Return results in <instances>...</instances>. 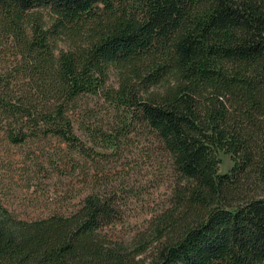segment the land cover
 <instances>
[{
  "label": "trees",
  "instance_id": "1",
  "mask_svg": "<svg viewBox=\"0 0 264 264\" xmlns=\"http://www.w3.org/2000/svg\"><path fill=\"white\" fill-rule=\"evenodd\" d=\"M0 53L12 141L77 140L72 111L102 91L176 174L147 262L99 230L119 215L95 192L68 214L0 205V264H264V0H0ZM109 67L115 88L103 87ZM219 150L232 160L223 173Z\"/></svg>",
  "mask_w": 264,
  "mask_h": 264
},
{
  "label": "rangeland",
  "instance_id": "2",
  "mask_svg": "<svg viewBox=\"0 0 264 264\" xmlns=\"http://www.w3.org/2000/svg\"><path fill=\"white\" fill-rule=\"evenodd\" d=\"M116 86V70L109 67L103 87ZM71 120L77 137L72 142L37 132L12 141L0 128V205L29 219L68 214L87 194L109 196L119 217L99 230L136 249L134 259L147 262L167 236L159 239L165 231L152 229L154 217L172 205L176 174L167 152L102 91L81 97ZM217 155V172H226L230 155L223 150Z\"/></svg>",
  "mask_w": 264,
  "mask_h": 264
}]
</instances>
